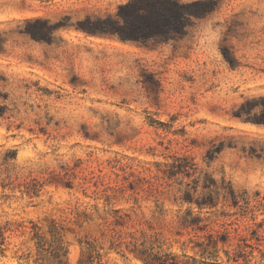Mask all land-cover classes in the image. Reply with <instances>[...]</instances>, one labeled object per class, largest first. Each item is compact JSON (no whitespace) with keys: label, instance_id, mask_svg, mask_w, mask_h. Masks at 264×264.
I'll use <instances>...</instances> for the list:
<instances>
[{"label":"rangeland","instance_id":"374dc122","mask_svg":"<svg viewBox=\"0 0 264 264\" xmlns=\"http://www.w3.org/2000/svg\"><path fill=\"white\" fill-rule=\"evenodd\" d=\"M126 1L0 0V264H57L60 247L66 264H143L144 243L200 258L223 232V263L246 243L264 264V124L238 116L264 104V0H212L158 45L86 32ZM178 156L191 177L171 175Z\"/></svg>","mask_w":264,"mask_h":264},{"label":"trees","instance_id":"16d2710c","mask_svg":"<svg viewBox=\"0 0 264 264\" xmlns=\"http://www.w3.org/2000/svg\"><path fill=\"white\" fill-rule=\"evenodd\" d=\"M213 3V4H212ZM212 0H127L124 3L117 5L116 11L113 14L105 15H88L86 17L85 30L91 35H107L117 36L121 40H130L140 42L144 45H158L170 40H179L187 34L189 27L194 23V19L201 18L211 12L214 8ZM42 31V30H41ZM259 108L258 112H254ZM239 117L246 121L264 124V104L258 106L251 104L248 100L240 104ZM179 161L177 170H173L171 175L181 174L182 177H191L194 173L193 163L186 156L176 157ZM199 179H194L195 188L198 185ZM203 188L209 190L208 200L202 199L197 201L199 208L205 206L214 207L216 203L213 200V192L218 188L216 180L212 176H207L203 183ZM229 194L234 203L236 200L235 190L232 185L228 184L225 195ZM188 195V194H187ZM188 224V222H187ZM192 224V222H191ZM36 229L37 227L34 226ZM198 228L204 229L203 226ZM227 232L209 233L207 241L197 242L195 246L201 249V256L183 257L172 254L171 252L155 251L152 244L132 250L135 256L142 261L143 264H248L253 257V246L246 244L250 250L236 249L230 252L227 249H222L226 256V263H223L219 257V243L227 242ZM34 237L37 239L36 244L39 248H44V239L39 232H35ZM5 242L4 231L0 228V253H3ZM239 247V246H238ZM62 248H57L55 257L57 264H66L62 260V256L66 254V250L60 253ZM260 251V250H259ZM207 254V257L202 255ZM261 259L264 258V253L260 252ZM242 260L240 262L239 260ZM87 264L89 262H81Z\"/></svg>","mask_w":264,"mask_h":264}]
</instances>
